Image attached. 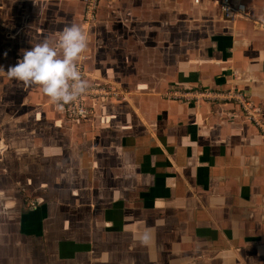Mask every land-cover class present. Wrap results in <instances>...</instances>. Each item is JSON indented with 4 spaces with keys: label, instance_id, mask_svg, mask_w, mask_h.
Wrapping results in <instances>:
<instances>
[{
    "label": "crops",
    "instance_id": "crops-1",
    "mask_svg": "<svg viewBox=\"0 0 264 264\" xmlns=\"http://www.w3.org/2000/svg\"><path fill=\"white\" fill-rule=\"evenodd\" d=\"M232 2L264 21V0ZM82 12L0 1L5 70L12 46L20 59L77 24L89 83L125 95L72 122L37 86L0 77V264H264V140L232 104L162 98L232 86L264 119V31L208 0H101L89 30Z\"/></svg>",
    "mask_w": 264,
    "mask_h": 264
},
{
    "label": "clouds",
    "instance_id": "clouds-1",
    "mask_svg": "<svg viewBox=\"0 0 264 264\" xmlns=\"http://www.w3.org/2000/svg\"><path fill=\"white\" fill-rule=\"evenodd\" d=\"M88 47L87 33L71 24L58 33L55 41L44 38L22 50L21 58L7 70L0 65V77L24 87L37 86L51 105L63 111L89 91V81L80 67Z\"/></svg>",
    "mask_w": 264,
    "mask_h": 264
},
{
    "label": "built area",
    "instance_id": "built-area-1",
    "mask_svg": "<svg viewBox=\"0 0 264 264\" xmlns=\"http://www.w3.org/2000/svg\"><path fill=\"white\" fill-rule=\"evenodd\" d=\"M83 6L82 26L89 30L96 26L98 20V10L101 0H79ZM202 0H193L198 5ZM219 12L222 18L228 22L248 21L255 28L264 31V21L253 18L247 7L241 3H233L232 0H208ZM88 57L80 62V67L84 78L87 80V73L84 64ZM90 88L86 95L82 96L79 101L66 107L62 112L66 119L72 122L87 121L94 115L93 101L104 98L124 99L125 95L117 91L109 84L89 83ZM162 98L181 102V103H204L210 105L232 104L236 106L243 119L250 123L264 140V119L261 116L260 108L256 105L249 95L236 87L227 89H210V88H186L170 89L162 94ZM35 208V204H30Z\"/></svg>",
    "mask_w": 264,
    "mask_h": 264
},
{
    "label": "rangeland",
    "instance_id": "rangeland-1",
    "mask_svg": "<svg viewBox=\"0 0 264 264\" xmlns=\"http://www.w3.org/2000/svg\"><path fill=\"white\" fill-rule=\"evenodd\" d=\"M1 1V0H0ZM8 1V4H12L13 3V0H7ZM65 24V23H64ZM64 26V25H63ZM62 26V27H63ZM61 27V28H62ZM59 29H60V27H59ZM14 44V43H13ZM12 50H11V55L10 56H12L13 57V59L11 60L12 61V65H14L15 64V62H17V60L18 59H16L17 58V44L16 45H14V46H12V48H11ZM4 63H5V65H6V67H8V64H9V60H4ZM14 63V64H13ZM9 167L11 168V169H14V170H16V168H15V166L13 165V163H9ZM30 168V169H29ZM31 169H34L33 167H31V166H29V167H27V170H28V173L29 174H26V176H27V178H24L23 179V181H25V179H32V175H30V171H31ZM22 178V177H21ZM20 178V179H21ZM23 197H22V199L24 200V202H25V206H26V208H30V204L31 203H34L35 204V202H34V200H33V197H31V193H27V192H25V193H22L21 194Z\"/></svg>",
    "mask_w": 264,
    "mask_h": 264
}]
</instances>
